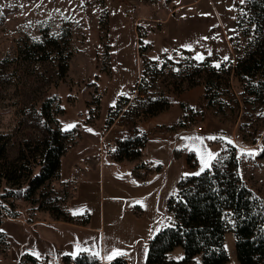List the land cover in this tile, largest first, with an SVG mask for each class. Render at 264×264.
Wrapping results in <instances>:
<instances>
[{
    "label": "rangeland",
    "instance_id": "1",
    "mask_svg": "<svg viewBox=\"0 0 264 264\" xmlns=\"http://www.w3.org/2000/svg\"><path fill=\"white\" fill-rule=\"evenodd\" d=\"M242 1L0 0V134H13L10 159L44 133L37 108L47 95L56 93L62 107L53 125L71 130L60 179L34 200L14 201L18 216L4 218L0 264H35L28 254L38 264H67L66 255L83 251L101 264L117 257L202 263L214 224L191 206L192 194L213 202L220 188L216 177L201 190L203 173L230 170L234 150L245 177L264 193V114L251 117L253 105L247 111L237 93L222 100L206 93L190 69L208 56L235 61L231 38L238 39ZM64 31L68 39L55 50L68 55L63 77L40 58L51 48L21 55L43 34ZM151 56L165 60L167 72L147 93L137 88ZM162 92L171 102L156 115L143 113L145 97ZM122 96L129 101L115 105ZM137 130L148 136L142 155L117 159V142ZM224 245L227 264H240L233 232Z\"/></svg>",
    "mask_w": 264,
    "mask_h": 264
},
{
    "label": "trees",
    "instance_id": "2",
    "mask_svg": "<svg viewBox=\"0 0 264 264\" xmlns=\"http://www.w3.org/2000/svg\"><path fill=\"white\" fill-rule=\"evenodd\" d=\"M241 5L242 10L234 17L239 30L238 39L231 38L237 54L235 61L224 58L216 63L218 58L208 56L202 61H196L202 65H195V60H192L190 69L195 82L203 85L206 93L210 90L220 100L230 94L234 98L238 95L247 111L248 106L253 105L252 110L248 111L250 116L260 118L264 114V0H243ZM67 32L64 31L62 35L43 34L42 39L21 47V55L27 52L28 59L30 49L36 47L37 51H45L51 48L49 53L40 58L50 60L59 76L63 77L69 67L68 55L56 53L55 50L63 38L68 39ZM144 46L146 44L142 47ZM151 60L153 62L149 70L143 68L137 88L140 91L145 88L147 93L154 84L157 86L160 74L167 72L165 60L152 56ZM1 64L3 60H0ZM56 96V93L45 96L37 108L44 133L34 141H24L14 159L9 157L13 134H0V244L6 245L1 227L4 218L18 216L12 203L21 199L34 200V196L46 183L60 179L61 157L67 149L66 139L70 137L71 130L53 125L58 122L57 116L62 110ZM147 98L144 100L149 104L143 113L150 115L161 112L163 104L171 102V97L166 92H162L157 99ZM128 101V97L122 96L115 105ZM157 102L162 106H154ZM112 111L113 107L110 109ZM109 122L112 121L109 119ZM147 141V133L137 130L133 136L117 142L116 158L122 160L141 156ZM229 162L230 170L213 167L203 173L208 176V184H204L201 190L209 188L211 180L215 183L216 177L220 179V188L219 191L215 190L217 194L212 199L213 202L207 201V198L205 200L202 194L195 196L197 192L192 194L191 206L203 216L211 218L214 226L210 244L202 252V263L193 261L190 264H227L228 253L224 245L227 231L234 233L240 264H264V193L254 188L245 177L241 159L234 150ZM27 258L38 264L36 257L28 254ZM65 258L67 264H101L99 257L86 251L74 257L66 255ZM104 264H128V261L124 257H117Z\"/></svg>",
    "mask_w": 264,
    "mask_h": 264
},
{
    "label": "built area",
    "instance_id": "3",
    "mask_svg": "<svg viewBox=\"0 0 264 264\" xmlns=\"http://www.w3.org/2000/svg\"><path fill=\"white\" fill-rule=\"evenodd\" d=\"M197 129H202V127L201 126H198V128Z\"/></svg>",
    "mask_w": 264,
    "mask_h": 264
},
{
    "label": "snow or ice",
    "instance_id": "4",
    "mask_svg": "<svg viewBox=\"0 0 264 264\" xmlns=\"http://www.w3.org/2000/svg\"><path fill=\"white\" fill-rule=\"evenodd\" d=\"M230 143H231V141H230ZM109 259H111V257H109Z\"/></svg>",
    "mask_w": 264,
    "mask_h": 264
}]
</instances>
